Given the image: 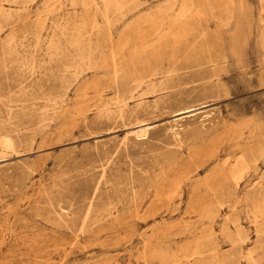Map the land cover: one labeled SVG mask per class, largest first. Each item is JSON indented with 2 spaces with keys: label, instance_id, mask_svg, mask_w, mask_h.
<instances>
[{
  "label": "bare ground",
  "instance_id": "bare-ground-1",
  "mask_svg": "<svg viewBox=\"0 0 264 264\" xmlns=\"http://www.w3.org/2000/svg\"><path fill=\"white\" fill-rule=\"evenodd\" d=\"M145 1L43 0L47 16L39 11L27 19L20 13L27 17L30 0H0V70L14 68L18 86L12 96L0 94V107L5 108L4 114L0 111L1 154H18L37 134L44 141L49 135L45 120L58 114L66 115L56 129L58 135L69 133L79 119L89 127L135 123L122 136L124 149L130 142L147 143L154 126L145 116L179 98L182 68H192L183 72H197L198 79L209 77L212 82L203 87L208 84V92L218 91L213 81L226 70V56L214 41L227 31L233 38L244 18L231 11V0H161L148 11ZM259 1L264 11V0ZM17 22L19 29L12 27L1 36L7 25ZM259 44L264 49V13L259 15ZM44 76L58 81L56 90L47 87ZM72 88L77 104L65 109ZM151 95L154 98L148 99ZM36 98L44 100L39 111L29 102ZM83 98L93 99L87 103L94 108L90 123L80 108ZM205 105L172 109L191 114L163 124L169 137L152 153L154 173L143 167L136 171L132 163L124 176L106 174L107 167H102L76 229L91 231L99 220L105 221L103 228H116L125 222L130 205L137 213L142 211L143 220H154L173 203L176 210L184 203L180 218L190 226L182 232L194 233L195 222L210 225L209 233L202 228L191 243L179 247L185 263L264 264V131L250 124L253 120L228 127L222 120L208 125L205 120L211 121L213 109L197 111ZM102 181L112 194L99 203ZM37 195L47 197L46 219L53 231L74 232L76 220L69 206L50 198L45 188ZM242 207L255 234L247 247L251 241L240 221ZM216 221L228 241L225 252H220L211 229ZM171 225L159 220L154 230L170 234ZM37 240L32 234L21 244L38 254L42 248ZM141 242L137 264L169 262L165 259L169 244H152L148 237Z\"/></svg>",
  "mask_w": 264,
  "mask_h": 264
},
{
  "label": "rangeland",
  "instance_id": "rangeland-1",
  "mask_svg": "<svg viewBox=\"0 0 264 264\" xmlns=\"http://www.w3.org/2000/svg\"><path fill=\"white\" fill-rule=\"evenodd\" d=\"M42 1L30 0L27 17L25 12L20 13L21 17L32 19L39 11L43 17L47 16L42 11ZM160 1L146 0L149 8L145 11L153 9ZM230 8L233 13L243 15L244 18L238 24L233 38L227 31L222 33L220 40L214 41L225 51L226 56V70L221 72L217 81H213L216 82L218 91L208 92V84L203 87L205 82H212L209 77L198 79L197 72H183L192 68H182L179 98L169 101L167 107H160L162 109L145 116V121L154 126L147 143L130 142L128 148L124 149L122 136L127 130L135 128V123L123 125L116 122L89 127L85 125L84 119H79L69 133L58 135L56 129L63 124L66 116L58 114L45 120L44 131L49 135L44 141L41 142L40 134H37L33 144L20 150L18 154L0 153V264H137L144 237L150 238L152 244L170 245L165 257L169 261L167 264H187L186 259L179 255V247L191 243L194 236L202 232V228H205V233H209L210 225L195 222L194 233L182 232L190 226L180 218L184 203L177 210L173 203L170 209L163 211L154 220H143L140 216L142 211L137 213L134 206L130 205L131 207H127L129 211L125 222L116 228H103L105 221L102 220L91 231L82 232L76 227L85 214L87 196L102 167H107L106 174L119 172L124 176L127 164L132 163L136 171H143V167L149 169V173H154L150 168L152 153L158 152V147L163 146V141L169 137L165 134L163 124L191 114L178 113L172 109L203 102L206 105L197 111L213 109L211 121L205 120L208 125L212 121L215 124L218 123L217 120H222L228 127L253 120L254 123L250 124H255L264 131V49L259 44V15L264 11L259 0H231ZM12 27L19 29L21 26L18 22L12 26L7 25L1 36ZM192 43L198 45L199 42ZM14 77V68L0 70L2 96H12L18 89ZM42 79L49 89H57V80L51 77L45 79V76ZM110 95L107 92L106 96ZM154 96L147 98L153 99ZM69 97L70 100L64 105L65 109L77 104L73 88L69 91ZM92 101L93 99L83 98L80 103L88 123L93 118L94 108L93 105L88 107L87 103ZM29 102L33 103L32 107L37 111L44 104L42 98L30 99ZM4 110L1 105L2 114ZM35 117L34 115L33 118ZM185 149L184 147L183 151ZM204 173L202 171L200 174ZM106 185L103 181L100 184L99 203L106 199L107 194H112L110 186ZM41 187L46 189L50 198L61 199L69 206L70 215L76 220L74 232L53 231L54 228L46 219L47 197L37 195V190ZM239 214L240 221L249 232L248 241L251 243L248 242L247 247L252 244L255 234L246 208H239ZM163 219L172 224L170 234H165L160 229L154 230L155 222ZM221 227V222L216 221L211 229L219 242L220 252H225L229 245ZM32 234L37 235L39 240L36 244L42 248L38 254L27 252L21 244L25 237ZM151 264L160 263L154 260Z\"/></svg>",
  "mask_w": 264,
  "mask_h": 264
}]
</instances>
